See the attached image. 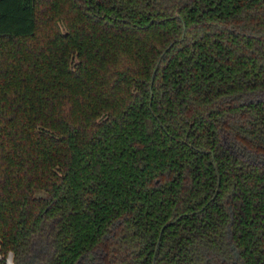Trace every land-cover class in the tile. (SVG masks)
Listing matches in <instances>:
<instances>
[{"label": "trees", "instance_id": "16d2710c", "mask_svg": "<svg viewBox=\"0 0 264 264\" xmlns=\"http://www.w3.org/2000/svg\"><path fill=\"white\" fill-rule=\"evenodd\" d=\"M257 91L264 0H0L2 252L264 264Z\"/></svg>", "mask_w": 264, "mask_h": 264}, {"label": "flooded vegetation", "instance_id": "af4514ba", "mask_svg": "<svg viewBox=\"0 0 264 264\" xmlns=\"http://www.w3.org/2000/svg\"><path fill=\"white\" fill-rule=\"evenodd\" d=\"M245 98L247 100H259L260 98L264 99V91L260 92H253V93H248L245 95ZM223 139L226 144V146L235 154L241 155L242 157H245L246 159L252 161V162H261L264 163V153H258L255 152L254 150L249 149L245 144L238 142L236 139L230 137L228 134H223ZM100 255V252H99ZM89 258L90 260H95L96 256L93 252L89 253ZM83 259L84 263H88L86 259ZM15 261V260H14Z\"/></svg>", "mask_w": 264, "mask_h": 264}, {"label": "rangeland", "instance_id": "374dc122", "mask_svg": "<svg viewBox=\"0 0 264 264\" xmlns=\"http://www.w3.org/2000/svg\"><path fill=\"white\" fill-rule=\"evenodd\" d=\"M34 255H39L42 254L43 251L42 250H46V241L45 239L41 238V236L36 237V239H34ZM215 264H223V261L220 260H215ZM231 264H242V260L237 256L236 259H234Z\"/></svg>", "mask_w": 264, "mask_h": 264}, {"label": "built area", "instance_id": "2783aa9c", "mask_svg": "<svg viewBox=\"0 0 264 264\" xmlns=\"http://www.w3.org/2000/svg\"><path fill=\"white\" fill-rule=\"evenodd\" d=\"M5 259L7 264H13L14 263V252L10 250L6 254H4L1 250V243H0V260Z\"/></svg>", "mask_w": 264, "mask_h": 264}, {"label": "water", "instance_id": "95a60500", "mask_svg": "<svg viewBox=\"0 0 264 264\" xmlns=\"http://www.w3.org/2000/svg\"><path fill=\"white\" fill-rule=\"evenodd\" d=\"M230 148V147H229ZM232 150V149H231ZM13 264H17L15 261H14V263Z\"/></svg>", "mask_w": 264, "mask_h": 264}]
</instances>
